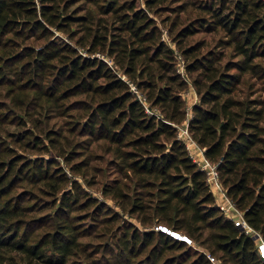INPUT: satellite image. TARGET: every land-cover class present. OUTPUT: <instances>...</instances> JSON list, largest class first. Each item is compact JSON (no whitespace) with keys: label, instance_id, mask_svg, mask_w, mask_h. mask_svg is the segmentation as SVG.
<instances>
[{"label":"trees","instance_id":"1","mask_svg":"<svg viewBox=\"0 0 264 264\" xmlns=\"http://www.w3.org/2000/svg\"><path fill=\"white\" fill-rule=\"evenodd\" d=\"M168 7V34L199 96L188 131L264 239V0H144V8L137 0H0V264H264L256 239L219 208L177 138L187 80L149 14ZM197 33L212 37L194 40ZM72 109L77 120L48 127ZM44 138L63 142L66 159L107 143L126 180L104 182L102 193L141 227L123 222L110 246L85 241L120 216L54 160L23 152L41 154ZM91 158L71 169H88Z\"/></svg>","mask_w":264,"mask_h":264},{"label":"rangeland","instance_id":"2","mask_svg":"<svg viewBox=\"0 0 264 264\" xmlns=\"http://www.w3.org/2000/svg\"><path fill=\"white\" fill-rule=\"evenodd\" d=\"M170 5V3H168ZM137 5L144 8V0H137ZM171 6V5H170ZM169 9H161L157 13H149L152 18L156 21V24L158 27L161 29V39L165 42V44L174 50V53H177V58H176V66L178 67L184 66L183 58L180 55V51L178 50L175 42L172 40V37L169 36L168 34V26L170 24V21L172 18L175 16L174 11L172 10L171 7H168ZM57 34L61 37H63L65 40H68L70 43H74V40L68 39L67 36L61 32H57ZM80 34V33H79ZM202 37L206 38H211L212 36L206 35L204 33H197L194 35L193 39H199ZM78 50L82 54H86V51L82 47H78ZM96 56L101 57L109 66L114 67V63L112 60V57L106 55L105 53L97 52L94 53ZM180 56V57H179ZM180 62V64H178ZM181 69V67H179ZM183 71L180 73L186 80H187V87L181 92L184 101H185V109L188 117H191L192 115V106L195 103L199 102V96L196 93V89L194 85L192 84L191 80V75L185 70V67ZM117 73L124 79H127L124 74H122L121 70H117ZM129 81V80H128ZM251 84L255 87L258 88L257 86H260L261 80L257 79H250ZM132 86V92H137L136 94L140 96V98L143 100V95L141 92L136 89V86L133 85L130 82V88ZM253 92V96H257L259 94L258 91H255L256 89L252 88L251 89ZM264 96V95H263ZM70 98L69 100H71ZM144 101V100H143ZM145 103V101H144ZM153 111L157 112L156 109H153ZM78 111L75 109H72L69 111L68 115L66 116H59V117H52L47 124L50 129L53 130H58L57 128L60 127V125L63 123V125L67 124L68 122H71V120L75 121L78 119V116H75V114ZM185 113V116H186ZM177 125H182L177 124ZM44 144L46 147V150H44L41 154L39 153H31L29 151H23L25 154L33 157H44L47 159L54 160L55 165L59 166L60 168L63 169L65 174L67 175L68 178L71 180H76L80 186L88 192L93 198H96L98 203H102L106 205L110 210L118 213L120 216L119 220L111 226L109 231L103 236L99 238H86L84 239L85 241H90L92 246L101 245L103 246L104 244L106 245H112L114 241H116V236L117 234L120 233V229L118 226L122 225L123 222H130L138 227H141L139 222L134 216L129 215L126 211H123L121 207L119 206L118 202L112 199L109 195H105L102 193V184L104 182H108L114 179H121L125 181L126 179H123L122 173L118 171L117 169V164L118 160L115 158L113 155V152L108 149V144L105 143L104 141H95L92 145H90L88 148H81L82 151L75 152V154H78L77 157H70L66 159L67 157L65 156L67 152H69V148L66 149V145L63 144V142L56 143L54 146L51 145L46 138H44ZM87 146V145H86ZM19 150V149H18ZM21 151V150H19ZM83 154V155H82ZM91 156L92 158L90 159V164L88 169H81L82 171L85 170V173H82V171H76L74 172L71 167L73 164L79 160L81 156ZM70 184V183H69ZM70 185H66L65 189L69 188ZM215 197V196H214ZM218 197V195H217ZM216 198V197H215ZM217 204V203H216ZM89 224V219H84L79 225L82 227H86ZM89 227V226H88ZM110 227V226H109ZM99 230V229H97ZM116 234V235H115ZM182 234V233H181ZM180 234V235H181ZM182 236H185L182 234ZM191 244H195L193 241H191ZM97 245V246H98ZM95 256L100 258V253L95 254ZM143 255H140L137 257L139 261L141 260ZM102 259L104 260H112V257H109V255H102ZM76 260H79V264H86V261L82 258H78ZM217 260V259H216ZM138 261V262H139Z\"/></svg>","mask_w":264,"mask_h":264},{"label":"built area","instance_id":"3","mask_svg":"<svg viewBox=\"0 0 264 264\" xmlns=\"http://www.w3.org/2000/svg\"><path fill=\"white\" fill-rule=\"evenodd\" d=\"M180 57V56H179ZM180 64V62L178 63ZM181 67V69L179 68ZM176 66L178 73L183 71L184 66ZM132 89V86H131ZM133 90V89H132ZM137 93V92H135ZM140 98V96L138 95ZM141 99V98H140ZM142 100V99H141ZM147 112L150 110L146 107ZM188 116L186 113L185 119L181 123L182 125L175 124L177 128V138L182 140L187 150L188 156L192 159L197 166L204 171L206 176V182L212 192V194L218 199L217 205L224 212V214L231 218L234 223L245 233L252 235L257 241V250L259 255L264 259V239L261 234L253 229L245 220L242 210L237 208L233 201L227 196L226 190L223 187L217 170V164L210 161L204 154V148L201 147L190 135L187 125H188ZM218 195V197H217ZM157 228H162V226H157ZM186 237V236H185ZM186 242L191 243L190 239L186 237ZM207 257L210 261L216 263L217 260L210 254H207Z\"/></svg>","mask_w":264,"mask_h":264},{"label":"crops","instance_id":"4","mask_svg":"<svg viewBox=\"0 0 264 264\" xmlns=\"http://www.w3.org/2000/svg\"><path fill=\"white\" fill-rule=\"evenodd\" d=\"M217 201H218V199L217 198H215V202L217 203Z\"/></svg>","mask_w":264,"mask_h":264},{"label":"water","instance_id":"5","mask_svg":"<svg viewBox=\"0 0 264 264\" xmlns=\"http://www.w3.org/2000/svg\"><path fill=\"white\" fill-rule=\"evenodd\" d=\"M160 229V228H159ZM161 230V229H160Z\"/></svg>","mask_w":264,"mask_h":264}]
</instances>
